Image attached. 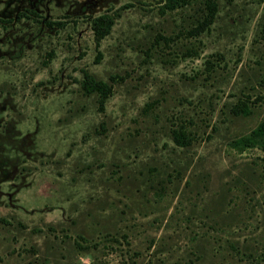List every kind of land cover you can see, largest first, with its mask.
I'll return each instance as SVG.
<instances>
[{
  "label": "rangeland",
  "instance_id": "obj_1",
  "mask_svg": "<svg viewBox=\"0 0 264 264\" xmlns=\"http://www.w3.org/2000/svg\"><path fill=\"white\" fill-rule=\"evenodd\" d=\"M161 4L0 0V264H264V150L229 146L264 119V0L197 36L201 0Z\"/></svg>",
  "mask_w": 264,
  "mask_h": 264
},
{
  "label": "trees",
  "instance_id": "obj_2",
  "mask_svg": "<svg viewBox=\"0 0 264 264\" xmlns=\"http://www.w3.org/2000/svg\"><path fill=\"white\" fill-rule=\"evenodd\" d=\"M194 1L197 0H162L160 9L163 11H171L177 8H183ZM218 1L219 0H201L204 8V15L202 20H200L189 30L192 36H197L209 29V26L214 22L217 16ZM257 1L261 2L263 0ZM31 14L39 17V14L36 11H31ZM25 15L30 17V15L25 13H18L17 17L20 19ZM114 20V16L109 13H102L91 19L90 26L96 47H98L101 40L110 33L114 24ZM46 24L51 26L54 23L51 21H46ZM80 87L83 90V93L86 95L95 94L97 96L98 109L103 111L105 103L112 93V83L103 79H98L84 70L82 79L80 81ZM231 111L234 114H241L244 116H248L252 113L251 107L245 100L237 101L231 107ZM171 135L174 143L181 147L188 146L194 139L193 134L187 131V129L183 126L173 129ZM229 146L239 152L248 148H260L264 150V119L260 120L247 134H243L232 139L229 142Z\"/></svg>",
  "mask_w": 264,
  "mask_h": 264
}]
</instances>
